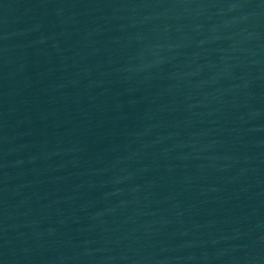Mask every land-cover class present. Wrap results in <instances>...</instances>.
I'll use <instances>...</instances> for the list:
<instances>
[{"label": "water", "instance_id": "95a60500", "mask_svg": "<svg viewBox=\"0 0 264 264\" xmlns=\"http://www.w3.org/2000/svg\"><path fill=\"white\" fill-rule=\"evenodd\" d=\"M0 264H264V0H0Z\"/></svg>", "mask_w": 264, "mask_h": 264}]
</instances>
